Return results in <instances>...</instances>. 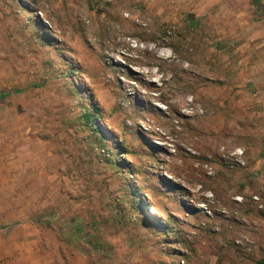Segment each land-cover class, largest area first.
<instances>
[{
  "label": "rangeland",
  "instance_id": "rangeland-1",
  "mask_svg": "<svg viewBox=\"0 0 264 264\" xmlns=\"http://www.w3.org/2000/svg\"><path fill=\"white\" fill-rule=\"evenodd\" d=\"M264 264V0H0V264Z\"/></svg>",
  "mask_w": 264,
  "mask_h": 264
},
{
  "label": "bare ground",
  "instance_id": "bare-ground-1",
  "mask_svg": "<svg viewBox=\"0 0 264 264\" xmlns=\"http://www.w3.org/2000/svg\"><path fill=\"white\" fill-rule=\"evenodd\" d=\"M46 264H51V263H46Z\"/></svg>",
  "mask_w": 264,
  "mask_h": 264
}]
</instances>
